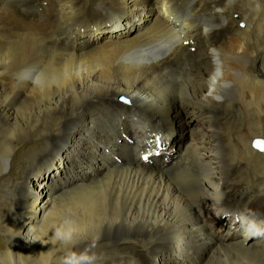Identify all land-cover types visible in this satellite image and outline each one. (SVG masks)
<instances>
[{
    "label": "bare ground",
    "instance_id": "1",
    "mask_svg": "<svg viewBox=\"0 0 264 264\" xmlns=\"http://www.w3.org/2000/svg\"><path fill=\"white\" fill-rule=\"evenodd\" d=\"M87 1L50 0L41 13L0 5V58L15 55V67H0V190L10 195L6 209L0 203V264L104 256L100 263L117 264L116 255L124 264H183L181 255L184 264H264V149L252 144H264V66L246 67L263 50L264 0H222L218 11L197 3L175 22L169 3L177 0H94L113 14L70 26ZM151 11L134 24L127 17ZM202 15L205 26L230 32L215 51L187 52L178 29ZM14 17L24 21L15 34L41 36L37 47L17 54L6 30ZM74 61L109 66L69 67ZM128 115L138 125L132 133ZM14 129L24 132L20 143L46 147L43 163L67 155L66 179L25 171L5 185L17 162ZM153 131L175 151L144 164ZM232 236L243 241H221Z\"/></svg>",
    "mask_w": 264,
    "mask_h": 264
},
{
    "label": "rangeland",
    "instance_id": "2",
    "mask_svg": "<svg viewBox=\"0 0 264 264\" xmlns=\"http://www.w3.org/2000/svg\"><path fill=\"white\" fill-rule=\"evenodd\" d=\"M33 1L34 0H0V5L1 6H7V7H10L12 9H17V10L24 11V10H29L31 8V6L33 4ZM42 3H43V11H44L45 8L50 5V0H42ZM87 3L88 4H86V6H85V12H86L85 16L80 17L79 19L73 21L70 24V26H72L75 22H79L81 24H86L87 21H89V20L100 21V20L103 19L102 17L104 15L113 14L112 12H109L108 14H105V11L106 10H109V9H106V8H98L97 7L98 6V3L95 2L94 0H88ZM39 9H40V7H39ZM160 15L161 16H164L165 14H164V12H161ZM20 16L25 20L26 17L23 14H21ZM121 17H123V16H121ZM127 17H129V19L132 18V23L134 24V23L139 22V21H142V20H144L146 18H150L151 19L153 17V13H152V11L151 12H147V13H143L142 12V14L138 18H136V19H134L135 17H132V16H127ZM204 17L205 16L202 15V16H200V19L202 20ZM22 18H20V17H14L9 22V24H8L9 27L7 26V28H6L7 34H14L13 35L14 40H16V42L18 43V45L21 47L18 50H16V52L20 51L21 49L29 48V47H31L32 45H35V44H37L35 46V47H37L39 45L41 39H42L41 36H39L37 34H36V37L38 38V40H37L36 37L33 38L29 34H20V35L15 34L16 33V30L21 25L24 24V21H23ZM15 21H16V23H15ZM10 23H13L12 24L13 26ZM32 35H35V34H32ZM77 36L78 35H76V34L73 35V40ZM259 41L261 42V43H259V47H263V50L260 51L258 54L254 53L252 55V57L246 62V67H252V66L257 67V68H255L253 70L254 72H257V71L259 72V68L261 66H264V58H263V55H264V52H263L264 51V42H263L262 32H261L260 36L258 37V42ZM69 45H71V42L69 43ZM5 49L7 50V47L6 46H5ZM258 49H260V48H258ZM20 52H22V51H20ZM20 52H18L17 54H19ZM14 58H15V55H13V58L10 59L11 61L10 60H3V57L0 58V64H1L0 67H15V64H14L15 63V60H14ZM262 59H263V61H262ZM75 62L76 61L72 62V65H74V66H72L71 63H70L69 64V67H88V66L89 67H94V66H98V67H108L109 66V64L106 63V62H99V63H96V62H87L86 63V62H80V61H77L76 63ZM10 63L11 64L13 63V64L11 65ZM113 67H121V64L115 63V64H113ZM248 86L249 85L247 83L246 86H245V88H244V91L245 92H248V91H246ZM119 101L121 103H123V104H127V110H128L129 101H127L123 97L122 98H119ZM122 109H123V107H121V110ZM21 111H25V110H21ZM126 113L129 114L128 111H126ZM128 116H129V118H127L124 121V123L127 125V129L132 133L138 127V125L137 124L136 125H133L132 122H130V117L131 116L130 115H128ZM195 118H196V122H198L197 116H195ZM13 133L15 134V136L19 140H16L15 141V143L17 144L18 147L15 150V152H14L15 154H14V156H12L11 160L12 161L13 160H17V162L14 165V168H13V170L11 172V175L9 174L6 177H4L3 183L5 185H8L13 180V178H18L25 171H26V173L28 174V176L30 178L32 176V177H40L42 179H51V178H53V176H57L61 180L66 179V171L68 170L67 169V162H68L67 155H61L60 156V159L57 160V161H54V162H51V163H43L44 160L42 159V154L44 153V149L46 147L43 146V144L40 143L39 140H35L32 143H20V138H22V136L24 135V132L21 129H14L13 130ZM163 134H165V132ZM186 138H188V133H186ZM25 160H28L27 165H26V168L25 167H22V163ZM91 160L92 159L90 158V155L87 156V157L82 156L81 163L90 162ZM243 165H244V163L240 167L232 169V171L235 172V171H238V169L241 170L240 168H242ZM74 172L75 173H79L78 170H76ZM238 177H239V175H238ZM241 183L243 184V181L242 180H241ZM0 191H1V193H0V203L2 204V207L4 209H6V207L8 206V203H9L10 195L7 192H5L4 190H2V189ZM43 199H44L43 195H40L38 197V201H42ZM228 204L231 205V203H228ZM3 246H4L3 242H0V247L3 248ZM177 253H179V252H177ZM178 255H180V254H174L173 253L171 257L174 260L178 261V258H177ZM181 256H183V259H181L179 261H181L183 264L186 263V257H185V255H181ZM104 257L98 258V259H95V260H92V261H89V262H85V263H82V264L100 263ZM115 257H116L115 260L118 261L117 264H124V262L126 260V258L124 256H122V255H116ZM212 260H213V257L210 260V263L212 262ZM71 264H75V261H72ZM100 264H107V263L104 262V263H100Z\"/></svg>",
    "mask_w": 264,
    "mask_h": 264
}]
</instances>
